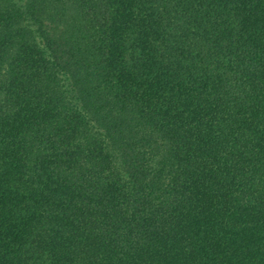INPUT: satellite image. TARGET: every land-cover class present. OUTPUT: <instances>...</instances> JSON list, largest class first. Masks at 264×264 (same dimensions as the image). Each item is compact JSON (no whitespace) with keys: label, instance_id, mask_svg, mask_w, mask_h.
Returning a JSON list of instances; mask_svg holds the SVG:
<instances>
[{"label":"trees","instance_id":"obj_1","mask_svg":"<svg viewBox=\"0 0 264 264\" xmlns=\"http://www.w3.org/2000/svg\"><path fill=\"white\" fill-rule=\"evenodd\" d=\"M0 264H264V0H0Z\"/></svg>","mask_w":264,"mask_h":264}]
</instances>
